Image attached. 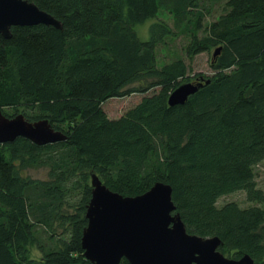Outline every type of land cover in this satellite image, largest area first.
Listing matches in <instances>:
<instances>
[{
	"label": "trees",
	"instance_id": "trees-1",
	"mask_svg": "<svg viewBox=\"0 0 264 264\" xmlns=\"http://www.w3.org/2000/svg\"><path fill=\"white\" fill-rule=\"evenodd\" d=\"M28 1L63 28L0 33V108L48 120L67 140L0 143V264H93L82 243L94 174L124 197L171 185L188 233L264 264V0ZM152 20L141 40L137 27ZM179 40L183 54L161 64L159 50ZM211 49L212 76L192 82L187 60ZM188 82L204 86L171 106ZM135 94L139 104L109 118L108 100ZM40 169L47 179L28 174ZM237 192L250 206H219Z\"/></svg>",
	"mask_w": 264,
	"mask_h": 264
},
{
	"label": "water",
	"instance_id": "water-1",
	"mask_svg": "<svg viewBox=\"0 0 264 264\" xmlns=\"http://www.w3.org/2000/svg\"><path fill=\"white\" fill-rule=\"evenodd\" d=\"M37 25L63 28L60 21L33 2L0 0V33L5 38H11L13 27ZM219 53L220 49L215 56ZM203 86V82L182 84L171 94L169 104H185ZM21 137L37 145L67 140L48 120L30 122L23 114L9 118L0 108V143ZM92 186L82 245L85 257L93 264H120L123 259L130 264H256L249 255L238 260L226 257L218 237L188 233L169 184L158 182L136 197L111 191L95 174Z\"/></svg>",
	"mask_w": 264,
	"mask_h": 264
},
{
	"label": "rangeland",
	"instance_id": "rangeland-1",
	"mask_svg": "<svg viewBox=\"0 0 264 264\" xmlns=\"http://www.w3.org/2000/svg\"><path fill=\"white\" fill-rule=\"evenodd\" d=\"M163 19H166L169 23L171 22V17L167 15L161 16ZM214 18H209L208 22L213 21ZM153 25V20L148 21L147 23L140 25L137 27V33L141 40L147 41L150 39V28ZM183 40H179L177 42H170L168 48L159 50V60L161 64L168 63L174 58V53L183 54ZM213 49L209 52H205L202 54L197 55L193 60H187L188 65L191 68V72L189 76L192 79V82L196 81L197 75H205V76H212L213 72L211 69V61L213 55ZM153 94L152 92L148 93L147 95ZM146 95V96H147ZM142 94H135L125 98H114L108 100L104 104V109L107 112L109 118L111 119H119L122 117L129 109L135 107L139 104L143 99ZM22 111V110H20ZM31 177L39 180H44L48 178V173L45 169L40 170H31L28 173ZM257 174V183L258 186L264 190V162L261 163L256 168ZM247 196L245 192H237L233 195L226 196L221 198L219 201V206L224 205L227 202L235 201L239 203L243 207L250 206V203L246 200ZM30 255L31 257H39L40 253L38 252L35 246L30 247ZM224 254V253H223ZM225 255V254H224ZM226 256V255H225ZM227 257V256H226ZM229 258V257H228Z\"/></svg>",
	"mask_w": 264,
	"mask_h": 264
}]
</instances>
